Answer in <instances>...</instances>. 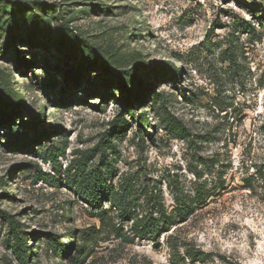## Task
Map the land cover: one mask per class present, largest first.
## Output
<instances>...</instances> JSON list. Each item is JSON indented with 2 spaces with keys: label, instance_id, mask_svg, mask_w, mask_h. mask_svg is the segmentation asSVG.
<instances>
[{
  "label": "rangeland",
  "instance_id": "obj_1",
  "mask_svg": "<svg viewBox=\"0 0 264 264\" xmlns=\"http://www.w3.org/2000/svg\"><path fill=\"white\" fill-rule=\"evenodd\" d=\"M198 192L156 239L110 206L160 219ZM0 209L30 264H264V0H0ZM13 246L0 215V264Z\"/></svg>",
  "mask_w": 264,
  "mask_h": 264
},
{
  "label": "trees",
  "instance_id": "obj_2",
  "mask_svg": "<svg viewBox=\"0 0 264 264\" xmlns=\"http://www.w3.org/2000/svg\"><path fill=\"white\" fill-rule=\"evenodd\" d=\"M91 48L93 49L94 52H96L98 56L102 57L103 60L107 62L109 66H111V64L108 62V59L101 52L100 48H94V47H91ZM116 74L119 75L122 79H126V76L128 75L126 74V72H123L120 70H118ZM129 75L132 76V74H129ZM133 77H134V80H136V82L142 83L140 78L136 76H133ZM169 77L172 80L178 79V75L175 73H171V74L169 73ZM139 123L143 127H148L150 124L149 116L146 114L143 117H141L139 119ZM127 126H128V122L125 120L124 115L123 114L119 115L111 123V130L108 132H105L102 135L101 141L97 145V148L94 151L98 149L97 151L106 153L107 144L112 143L113 138L123 133ZM46 137L48 138L50 137V132H46L43 138L46 139ZM23 145H29V143H24ZM90 157H92V154L90 152L84 153V159L82 160L84 165L88 162ZM42 159L43 161L50 160L48 157H45V156H42ZM83 180L85 184L87 182L88 183H87V186L83 187L84 190L82 188V185H80V193H81L82 199L86 203H88L94 210H100L102 199L107 189L106 181L102 177L98 176L95 172L86 174L85 178L83 176ZM202 195L203 194H201V192H198L196 200L194 202L188 203L185 201L177 200V206L173 212L167 213L163 209H160L161 210L160 219L154 218L153 215H150L149 217L143 216L141 218L138 215L133 216L131 207L130 206L128 207L125 204H122L120 201H117L116 199L110 200V206L114 205L115 207H117L118 211L120 212V218L122 219V221H126L128 219H131L133 221L132 230L134 234L138 236L140 239H148V238L156 239L162 230H165V232L169 231L171 227L176 224L178 219L187 217L192 212L193 203H198L201 200H203L204 196ZM100 211H103V210H100ZM0 215H2L5 219L9 220V222L12 225L13 235H14L13 250L20 264H30L31 249L28 246V242H27L28 240L20 234L15 217L11 215L10 213L4 210H1V209H0ZM102 216L103 215L101 214L99 217H102ZM70 247H72L71 244H70ZM68 251H69L68 248H63L61 250L62 254H65V253L68 254ZM82 251H84V246L80 249V252H79L80 255ZM187 254L191 259L202 260V257L198 254V252L187 251ZM80 259H81V256H78L76 258L75 263H79Z\"/></svg>",
  "mask_w": 264,
  "mask_h": 264
}]
</instances>
